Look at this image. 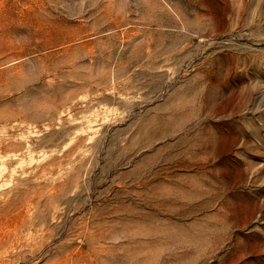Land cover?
Masks as SVG:
<instances>
[{
  "label": "rangeland",
  "instance_id": "obj_1",
  "mask_svg": "<svg viewBox=\"0 0 264 264\" xmlns=\"http://www.w3.org/2000/svg\"><path fill=\"white\" fill-rule=\"evenodd\" d=\"M0 264H264V0H0Z\"/></svg>",
  "mask_w": 264,
  "mask_h": 264
},
{
  "label": "bare ground",
  "instance_id": "obj_2",
  "mask_svg": "<svg viewBox=\"0 0 264 264\" xmlns=\"http://www.w3.org/2000/svg\"><path fill=\"white\" fill-rule=\"evenodd\" d=\"M73 47V46H72ZM71 47L70 46H64L62 52H61V55L62 57L64 58H71V57H74L73 55V51L71 52ZM88 53L91 57H96L98 55V51L96 49H94L93 47H90L88 49Z\"/></svg>",
  "mask_w": 264,
  "mask_h": 264
}]
</instances>
